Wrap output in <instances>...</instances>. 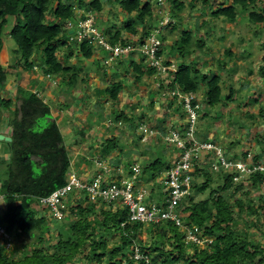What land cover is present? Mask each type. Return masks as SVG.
<instances>
[{
    "label": "trees",
    "instance_id": "trees-1",
    "mask_svg": "<svg viewBox=\"0 0 264 264\" xmlns=\"http://www.w3.org/2000/svg\"><path fill=\"white\" fill-rule=\"evenodd\" d=\"M151 1L114 0L124 17L126 16L123 31L129 35L123 37L124 33L120 30L109 33L107 29L110 36L109 42L112 45L127 44L129 37L138 33L136 25H139L142 30L141 38H138V41L139 43L143 42L142 40L151 32V28H155L148 27V24L156 18H162L159 15L162 10L154 11ZM166 1L179 12L184 9V1ZM226 1L188 0L187 2L192 8H196V4L206 7L208 12H204V16H209L211 22L222 19L230 24H235L238 18L241 19L242 15H247L246 20L251 23H264V0H230L229 4ZM155 2L160 3L156 0ZM83 4L82 0L77 1V7L81 8ZM90 6V11L99 12L101 10L99 0H94ZM73 8L74 5L70 0H0V55L7 51L3 40V36L6 35L12 39L17 47L12 53L18 57L17 63L9 66L6 71L0 65V90L6 88L8 73L15 72L18 65L26 71H34L37 62L43 76H49L50 79L58 75L63 76L64 79V76L68 77L70 67L63 65L58 59L57 53L66 45H73L68 41V33L65 30L66 21L75 20ZM133 14H135V20L132 18ZM206 24L205 21L200 23V25L208 28ZM9 25L11 27L8 30ZM159 26L160 23L156 25V27ZM169 27L171 32L176 28L173 25H169ZM163 29H161L160 35H162ZM195 37L188 29L182 31L181 35L173 42L166 59L162 49L163 40L159 37L161 49L157 57L163 59V64L169 67L172 64L171 57H174L176 53L179 54L177 57L181 59L177 64L176 71L168 70L161 75L159 87L163 89L165 95H170L175 90L183 94L192 93L195 95L193 101V105H195L199 101L196 92L199 91V85H202L205 90L202 92L201 98L203 107L214 109L221 103V77L212 75L209 78L208 75L196 68L197 61L195 60H192L189 65L185 63L186 59L194 52L192 45L199 50L203 49L205 45L203 38L197 37L195 39ZM79 50L85 59H90L93 55V48L85 42L80 43ZM119 63L121 64L120 61ZM217 63L221 65L220 61ZM146 66L147 68H145ZM131 67L136 82L147 75L148 72L145 70H148L149 74L156 73L154 68L149 67L142 58L140 63L131 62ZM118 74L112 72L113 78H118ZM262 75H264V68H262ZM77 77V75L72 74L68 80L70 83H74ZM122 90L123 83L119 81L112 82L105 92L109 100L117 104ZM16 95L15 101L10 99L6 102L0 101L2 109L10 112L9 116L11 117L8 125L9 137L12 139L10 143H7L10 151L7 165L8 176L1 185V193L5 197L6 207L0 216V225L11 235V241H15V238L26 234L35 235L38 233L35 238L36 244L40 248L26 251L22 258L13 261L5 255H1L2 248L0 247V264H78L75 262V257L81 253L82 258L94 259L97 264H102L105 259L107 264H178L180 262L184 264H264V246L248 239V231H237V228L234 227L237 218H240V214L245 212L247 213L245 226L254 227L260 236L263 235L260 227L264 225V196L259 198L260 204L258 206L246 208L242 199L235 198L239 187L228 192V188L233 184V177L237 176L236 172L221 174L208 166L199 167L198 164L194 165L195 173L191 174V194L181 201L177 211L184 228L199 227L203 235L213 239L210 246L198 248L190 245L193 255H189L185 247L184 231L175 223L167 222L150 226L129 223L126 208L114 207V205L105 202L98 203L101 208L107 209L100 211V217H97L98 221L95 223L89 222L87 216L94 212L96 204L90 203L85 208L79 205L72 209L74 221L69 227L71 234L60 232L58 245L54 248L55 251L51 254L45 253L42 248L46 250L49 247L43 246L44 234L41 232V228L45 226L47 219L45 216L38 217L40 211L36 210L34 205L37 206L40 200L68 185L71 158L59 128L52 119V109L39 94L19 86L16 89ZM173 97L177 98L176 96ZM17 102L19 105L15 106ZM12 105L15 106L14 110L11 109ZM178 108L182 109L181 116L186 114L182 100L179 102ZM197 112L198 117H201L200 110ZM121 117L129 123L130 120L124 114L116 119ZM40 119H46L47 125L38 131ZM137 136L140 138L139 135ZM205 141L207 143L208 139L206 138ZM117 146L116 138L110 137L106 140L102 153L105 156L109 155ZM262 153H264V148ZM243 158H246V155H243ZM253 164L264 167L262 155H255ZM169 166L168 162L155 159L143 166V172L147 175V179L155 181ZM127 167L126 178L133 173L132 165ZM195 176L205 179L201 186L194 183L193 178ZM216 177H221L223 181L221 186L211 190L205 200L195 202L194 194L205 192ZM123 178V176H112L109 180L113 182ZM139 178L140 176L136 179L137 182L142 181V178ZM249 179L251 188H257V185L264 183V172L257 169L249 174ZM221 192L224 194L221 195ZM71 196L73 194L68 198ZM82 197L83 201H89L85 195ZM235 214L238 216L235 217ZM253 215L257 218L256 222L253 221ZM121 223H124L125 226L122 227ZM145 227L159 230L157 237L160 241L155 242L151 252L150 248H144L140 243L142 241L141 231ZM115 233L118 234L120 241L115 247L107 250L106 239L108 235L113 236ZM168 233H171V248L165 251L161 241L166 238ZM2 245L4 247V243ZM135 249L144 256L143 259H134L133 252ZM60 251L67 253L60 254Z\"/></svg>",
    "mask_w": 264,
    "mask_h": 264
},
{
    "label": "rangeland",
    "instance_id": "rangeland-1",
    "mask_svg": "<svg viewBox=\"0 0 264 264\" xmlns=\"http://www.w3.org/2000/svg\"><path fill=\"white\" fill-rule=\"evenodd\" d=\"M77 1L70 0L73 5L77 4ZM82 1L84 4L81 8L77 7V5L73 8L76 21H80L86 15L92 14L96 28L108 38H110L108 34L114 33L115 30L123 32V37L129 35L123 31L126 16L124 17L119 7L115 5L114 0H99L101 3L99 12L90 11V4L94 0ZM156 1H160V3L157 4L155 0L151 1L153 10L157 12L158 9H161L162 14L169 18V21L163 25L162 35L159 36L163 40L162 49L164 50L165 59L168 58L167 55L176 38L181 35L182 31H187L188 29L194 34V37L203 38L205 45L201 50L192 45L194 52L186 59L185 63L189 65L192 60H195L197 61L196 68L203 74L208 75L209 78L212 75L221 77V103L216 108L205 109L203 107L201 98L202 92L205 90L202 85H199V91L196 92V97L199 99L201 117L197 118L195 127L197 146L191 145L194 157H197L195 164H198L199 167L208 166L214 170L211 164L216 160V153L224 159L228 158L231 162L229 168L219 170L217 166L214 171L221 174L236 172L237 176L233 177V184L228 188V192H232L235 187H239L235 198L242 199L246 208L258 206L260 204L259 198L261 199L264 196V183L257 185V188H251L250 172H241L236 166L234 167V164L242 163L250 167L254 165L253 158L255 155H262L264 160V153H262L264 148V75H262V68H264V23H251L246 20L247 15H242L241 19L238 18L235 24H230L222 19L212 20L211 22L209 16H204V12H208L207 8L202 7L200 4H196V8H192L188 5V0H181L184 1V9L179 12L166 0ZM227 1V4H229L230 0ZM134 16L135 14L132 15L133 19ZM204 21L207 23L206 26L208 28L200 25ZM159 23L160 20L155 19L148 24V27L156 28ZM169 25L176 27L173 32L169 30ZM198 25L201 27L197 28ZM10 27L11 25L7 29L9 30ZM136 27L138 33L129 37V42H139L138 38H140L142 30L139 25H136ZM107 29L109 33H107ZM3 40L7 51L0 55V65L6 71L9 66L17 63L18 57L12 53L17 48L12 39L4 35ZM79 45L74 42L73 45L62 47L57 53V57L63 65L70 67V72L67 76L70 77L72 74L78 76L74 83H70L66 76H64V79L63 76L58 75L59 80H57L56 76L51 77V79L44 76L46 80L50 79L49 84L51 88H54L52 97H49V107L55 109V115L52 119L59 128L64 145L71 158L70 172L74 173L78 167H81L80 164L82 163L87 166V168L83 169L85 173L88 172L86 169L91 168L93 171H97L98 168L102 167V169L105 168L107 173H112L114 176L117 174L126 178V173L128 174L127 166L132 165L133 167L135 166L133 162H136V165L141 168L139 179L142 178V182L140 183V180L136 182L135 189L141 190L138 186L142 184V188L146 190V193L148 192L149 194L150 191L156 192L155 197H159L158 201H160L164 192L163 187L159 186L157 181L161 176L159 175L155 181L147 179L142 166L148 165L149 162L151 163L155 159L166 160V162L168 160L173 162L176 159L177 151L166 138L169 134L167 129L162 128L160 130H163L161 134V132L155 131L152 127L155 126L156 117L166 116L173 122L171 129L168 126L169 131H181L180 129L188 121L187 114L180 115L182 109L178 108V106L181 100L179 97L174 98L171 94L165 95L163 89L159 87L162 76H158L156 73L149 74L150 72L145 70L148 72L146 78L144 76L137 83L131 67V62L140 63L136 55L132 54L130 57L123 58V61L121 60L123 65H120V63L117 65L118 60L105 64L103 59L105 53L101 52L99 47H92L93 54L96 52L95 56H97L91 60L92 57L85 59L81 56ZM177 56H179L178 53L171 57L173 65L171 70L173 71L177 70V64L181 61L180 57ZM219 61L221 65H218L217 62ZM35 67L36 73L39 70L37 62ZM18 68H21V66L18 65ZM113 70H117L119 79L111 80ZM103 72L106 73V76L103 75ZM10 78L13 81V75ZM37 81L38 79L31 80V84H36ZM119 81L126 87L127 94L123 95L121 92L119 97L122 95L124 97L118 98L116 104L109 100L105 90L112 82ZM10 85L15 90L20 86V83L15 84L12 82ZM60 88L65 90L63 95L60 94L62 93ZM57 92L59 96H57ZM16 96V91L14 95H11V93L7 94V96L4 93L0 95L2 99L12 98L11 100L16 98ZM58 97L61 99L59 100ZM18 105L19 102L15 103V106ZM121 114H124L130 120L129 123L124 121L122 117L118 120L116 119ZM10 117L7 120L8 123ZM141 124H146L154 132L152 136L146 137L145 140H140L137 136L139 134L137 126ZM46 125V119H40L38 131L42 130ZM110 137L116 138L118 146L111 154L105 156L102 153V148ZM206 138L210 149L202 150L200 146L204 145ZM0 143L7 144L3 141H0ZM5 151L8 156L0 161V185L3 184L8 176L7 165L10 151L8 149H5ZM243 155H246V158H243ZM193 173L195 172L193 171ZM193 179L194 183L200 186L205 181L204 178L197 176ZM222 183L221 177L214 178L205 192L194 194V201L205 200L210 191L220 187ZM220 194L224 193L221 192ZM82 199L81 195L75 194L68 198L64 216L59 219H55L49 210L45 209L44 211L34 205V208L40 211L38 217L45 216L47 219V223L41 228V232L44 234L43 246L45 248L49 247L46 250L42 248L45 253L51 254L55 251L54 248L58 245L60 232L71 234L69 227L74 221V216L71 213L72 209L79 205L84 208L90 205L88 201L85 202ZM146 202L149 203L147 200ZM95 206L94 212L87 216L88 221L91 223L97 222V217H100V211L107 209L101 208L98 204ZM246 214L245 212L240 214L241 216L237 218V223L234 227L237 228V231H248V239L264 246V225L260 227V230L263 231V235L260 236L257 229L248 225L245 226L247 221ZM237 216L235 214V217ZM252 218L256 222V216L253 215ZM95 225L97 226V224ZM141 232L142 241L140 243L144 248H150L151 252L155 242L160 241L157 237L159 230L145 227ZM94 233L96 234V232ZM37 234H26L15 238V241L13 240L4 247L0 243L2 248L1 255L16 261V259L22 258L26 251H31L34 248L39 249L40 246L36 244L35 238ZM114 235H108L106 239L107 250L115 247L120 241L118 234L115 233ZM170 237L171 233H168L166 238L161 241L165 251L171 248ZM185 247L189 255H193L191 246L185 244ZM59 253L66 254L67 252L60 251ZM81 256L82 253L75 257V262H78V264H97L94 259H84ZM102 264H107L106 259ZM178 264L184 263L180 262Z\"/></svg>",
    "mask_w": 264,
    "mask_h": 264
},
{
    "label": "built area",
    "instance_id": "built-area-1",
    "mask_svg": "<svg viewBox=\"0 0 264 264\" xmlns=\"http://www.w3.org/2000/svg\"><path fill=\"white\" fill-rule=\"evenodd\" d=\"M160 2V1H159ZM166 19V21H165ZM160 22L163 26L169 21L165 18ZM154 28L142 43L127 42L123 45L118 43L112 45L109 38L99 31L95 26V19L92 14H88L80 21H67L65 30L68 33V41L73 44L77 42L87 43L90 47H99L104 54L105 64L115 62L119 59L130 57L132 54L139 59H144L146 64L154 68L156 74L163 75L166 71L171 70L173 65L167 67L163 64V59L157 57L161 49V41L159 35L161 29ZM141 38V37H140ZM49 78V76H48ZM172 96L179 97L183 101L184 110L186 111L188 121L186 125L180 129L181 131H169L166 137L177 151L176 159L171 163L170 167L161 174L160 183L163 187L164 194L159 203H147L148 194L144 189L136 190V179L140 176L141 168L138 165L133 166V173L128 178L113 181L109 180L114 176L112 173H107L105 168H98L92 179L84 181L77 177L76 173L70 172L68 177V185L52 192L49 196L40 200L37 207L44 210L47 209L54 216L55 219L62 218L65 213L67 199L70 195H81L89 198V203H108L123 207L127 209V221L129 223H140L145 226L154 224H165L167 222L175 223L179 228H183L185 244L192 245L198 248H206L213 242L211 237L202 234V230L198 227L183 226L180 222V214L177 211L178 205L191 194L190 188L192 183V173L196 158L191 150V145L197 146L195 140V127L197 124L199 103L193 105L195 100L194 94H183L175 90L171 93ZM140 140H145L146 137L154 134L153 129L146 124L137 126ZM191 143V144H189ZM189 144V146H188ZM199 148V146H198ZM202 150H209L210 145L204 142L200 146ZM215 161L211 164L214 170L217 166L219 170L229 168L231 166L228 158L224 159L221 155L215 154ZM241 172L248 171L252 173L257 169L264 172L262 165H251L247 167L246 164L235 163L234 167ZM119 176L116 174V177ZM115 177V176H114ZM147 195V196H146ZM5 197L0 190V216L4 212ZM122 227L125 226L121 223ZM11 235L5 231L0 225V243L4 246L11 243ZM134 259H143L139 250L135 249L133 252ZM147 259V258H145Z\"/></svg>",
    "mask_w": 264,
    "mask_h": 264
},
{
    "label": "crops",
    "instance_id": "crops-1",
    "mask_svg": "<svg viewBox=\"0 0 264 264\" xmlns=\"http://www.w3.org/2000/svg\"><path fill=\"white\" fill-rule=\"evenodd\" d=\"M75 5H77V4H74V6ZM75 18H76V16H75ZM156 19H158V18H156ZM95 54H97L96 52L92 55V58H91V60L93 59V58H95L96 56H95ZM139 59V58H138ZM123 61V60H122ZM120 62H121V60H120ZM118 63L119 62H117V65H118ZM120 65H123V63L121 62V64ZM39 68V67H38ZM113 72H116V73H118L117 72V70H113ZM104 73V72H103ZM10 74V75H9ZM155 74V73H154ZM11 75H13V78H12V80L13 81H11ZM104 76H106V73H104L103 74ZM146 76L147 75H145V78H146ZM7 78H8V82H7V86H6V88L4 89V90H0V95H1V93L3 94H5L6 96H7V94L9 95L10 93H11V95H14V93H15V91H16V89L14 90V89H12V87H11V83L13 82V83H15V84H17V83H20V87H22V88H24V89H26V90H28V91H31V92H33V93H37V94H39V96L43 99V101L49 106V102H50V98L49 97H52V90H54V88H51V86H50V84H49V82H50V80H46L45 78H44V76L41 74V70H40V68H39V70H38V72H36L35 73V70L34 71H26V70H22V68H16V70H15V72H9L8 73V76H7ZM57 78V80H59L58 79V77H56ZM144 78V77H143ZM15 79V80H14ZM34 80V79H38V81L36 82V84L34 83L33 85H34V87H33V85L31 84V80ZM55 79V78H54ZM115 79H119V78H113V75L111 74V80H115ZM142 80V79H141ZM140 80V81H141ZM29 83V84H28ZM137 83H139V82H137ZM19 87V86H18ZM26 87H28V88H26ZM141 87V86H140ZM125 88L126 87H124L123 86V90L121 91L122 93H123V95H126L127 94V91L125 90ZM59 91V90H58ZM60 91L62 92V93H60V94H62L63 95V92H64V89L63 88H60ZM57 94V96H59V94H58V92L56 93ZM121 96V97H119V98H123L124 96ZM11 97V96H10ZM11 100L12 98H7V99H2L1 97H0V101H4V102H6L7 100ZM58 99L60 100L61 98L60 97H58ZM14 100V99H13ZM12 100V101H13ZM11 109L12 110H14V105H12V107H11ZM52 109V108H51ZM54 108L52 109V114H53V116L55 115L54 114ZM9 114H10V112H6L4 109H2V107L0 106V135L1 136H4V137H9V125H8V118H9ZM166 117V116H165ZM164 116H161V117H156V119H155V126H153L152 128L153 129H155V131H158V132H161V134H162V132H163V130L162 131H160L162 128H166L167 129V131L169 132V130L173 127H171V124H173V122H171L170 121V119L168 118V117H166L165 118ZM176 125V124H175ZM168 126H170V129H169V127ZM7 145V144H6ZM5 145V143H0V161H2V160H4V157H7L8 155H6V151H5V149L7 150H9V148H8V145L6 146ZM6 159V158H5ZM8 159V158H7ZM140 160V159H139ZM164 161H166V160H164ZM163 161V162H164ZM111 162V161H110ZM171 160H168V163H169V165H171ZM142 163V162H141ZM133 164L134 165H136L137 163L136 162H133ZM80 168L78 167V169H76V171H75V173H76V175H78V177L81 179V180H90V179H92L93 178V176L95 175V173H96V171H93L91 168L90 169H86V171L88 170V172L87 173H85L84 171H83V169L86 167L87 168V166L86 165H83L82 163L80 164ZM144 166V165H143ZM143 166H142V168H143ZM170 167V166H169ZM74 168H76V167H74ZM161 179V178H160ZM160 179L158 178V181H157V183L159 184V186H161L162 187V185H161V183L159 182L160 181ZM142 181L140 180V183H141ZM140 189H143L142 188V184L141 185H139L138 186ZM0 188H1V185H0ZM146 191V190H145ZM159 192V191H158ZM147 194H148V192H147ZM155 194H156V192L154 193V192H149V194H148V199H147V201L149 202V203H159L160 201H158V198H156L155 197Z\"/></svg>",
    "mask_w": 264,
    "mask_h": 264
},
{
    "label": "water",
    "instance_id": "water-1",
    "mask_svg": "<svg viewBox=\"0 0 264 264\" xmlns=\"http://www.w3.org/2000/svg\"><path fill=\"white\" fill-rule=\"evenodd\" d=\"M12 139L10 137H4L0 135V141L6 142V143H10Z\"/></svg>",
    "mask_w": 264,
    "mask_h": 264
},
{
    "label": "clouds",
    "instance_id": "clouds-1",
    "mask_svg": "<svg viewBox=\"0 0 264 264\" xmlns=\"http://www.w3.org/2000/svg\"><path fill=\"white\" fill-rule=\"evenodd\" d=\"M161 15V19H159L160 20V22H162L165 18H166V16L165 15H163L162 13L160 14ZM168 18V17H167ZM169 19V18H168ZM71 21H75V20H71ZM67 22V21H66ZM163 28V26H161L160 27V29H162ZM153 29L151 28V31H152ZM122 60V59H121ZM140 60V59H139ZM48 77V76H47ZM161 176V175H160ZM0 190H1V188H0ZM36 208H37V206H36Z\"/></svg>",
    "mask_w": 264,
    "mask_h": 264
}]
</instances>
